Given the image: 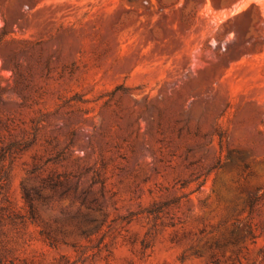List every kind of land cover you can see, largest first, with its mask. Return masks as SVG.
I'll use <instances>...</instances> for the list:
<instances>
[{
    "label": "rangeland",
    "instance_id": "374dc122",
    "mask_svg": "<svg viewBox=\"0 0 264 264\" xmlns=\"http://www.w3.org/2000/svg\"><path fill=\"white\" fill-rule=\"evenodd\" d=\"M0 264H264V0H0Z\"/></svg>",
    "mask_w": 264,
    "mask_h": 264
}]
</instances>
